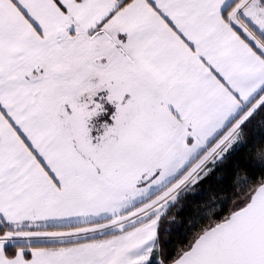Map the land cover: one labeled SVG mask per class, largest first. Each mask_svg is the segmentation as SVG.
Returning <instances> with one entry per match:
<instances>
[{
    "label": "snow or ice",
    "instance_id": "snow-or-ice-1",
    "mask_svg": "<svg viewBox=\"0 0 264 264\" xmlns=\"http://www.w3.org/2000/svg\"><path fill=\"white\" fill-rule=\"evenodd\" d=\"M0 264H264V0H0Z\"/></svg>",
    "mask_w": 264,
    "mask_h": 264
}]
</instances>
